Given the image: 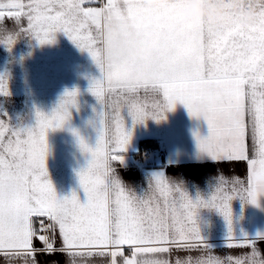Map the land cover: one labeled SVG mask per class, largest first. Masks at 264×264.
Instances as JSON below:
<instances>
[{"label":"snow or ice","instance_id":"6c2138e0","mask_svg":"<svg viewBox=\"0 0 264 264\" xmlns=\"http://www.w3.org/2000/svg\"><path fill=\"white\" fill-rule=\"evenodd\" d=\"M57 33L86 52L100 74L88 87L99 105L90 121L95 146L70 129L85 155L77 172L85 199L75 191L59 197L46 166L48 133L63 129L78 110L77 89L66 90L51 112L36 110L32 126L15 127L6 114L0 116V251L34 262L35 236L43 245L39 251L67 252L66 264H75L72 250L78 248L98 249L110 264H118L117 257L122 264H169L135 259L170 251L160 245L201 252L176 264H264V233L234 237L230 206L238 198L258 207L264 196V10H258L255 27L211 31L182 27L144 8L142 0L0 2V45L6 49L21 36L53 44ZM0 95H8L4 80ZM178 103L207 124V137L194 133L199 152L217 163L247 161L246 183L219 175L207 198L197 193L195 200L163 173L151 174L139 193L122 183L114 165L123 163L132 127L164 119ZM201 208L222 215L227 239H242L237 247L248 251L212 255L197 224ZM46 231L52 238L39 234ZM124 246L132 258L124 257Z\"/></svg>","mask_w":264,"mask_h":264},{"label":"crops","instance_id":"0c3cea01","mask_svg":"<svg viewBox=\"0 0 264 264\" xmlns=\"http://www.w3.org/2000/svg\"><path fill=\"white\" fill-rule=\"evenodd\" d=\"M0 2L7 3V0ZM258 3L259 6L254 9L253 0H142L144 8L167 14L174 23L185 28L205 30L207 15L213 11L211 15L215 16V31L255 27L258 10H264V0H258ZM8 26L11 27L10 22ZM99 75V70L89 55L81 52L63 33H57L55 42L49 45H37L35 41L23 36L11 50L0 45V80L6 82L8 91V95H0V116L6 114L11 125L32 126L36 110L49 113L66 90L79 91L78 110H72L70 121L63 129L48 133L49 155L46 166L57 195L70 196L75 191L82 203L85 198L79 188L77 172L85 166L86 161L70 129H76L90 146H95L97 136L90 121L95 120L94 109L99 110V105L88 92V87L89 80L98 78ZM127 119L130 121V118ZM194 133H199L202 138L207 137V124L203 119L190 117L185 107L179 103L173 111L165 113L164 119H147L144 123L135 125L126 151L122 153L123 163L114 165L118 178L139 193L146 189L151 174L163 173L169 180L181 185L193 200L197 193L207 198L219 175L229 180L238 178L246 183L247 161H213L199 152ZM142 140H154L157 142V149L164 151L162 159L156 160L155 167L145 168L136 164L138 143ZM228 187L230 189L231 184ZM258 203L257 207L243 203L238 198L230 202L234 237L254 239L257 233H264V196L259 198ZM45 222L49 223L46 219ZM197 224L201 236L213 251L212 255L237 256L248 251V248L237 247L245 243L242 239H227L228 226L223 216L214 209H199ZM35 226L39 227L38 224ZM39 234L52 238L51 232ZM60 244L61 237L57 228L54 246L58 248ZM33 245L38 251L34 262L29 260L28 264H66L69 259L67 252L39 251L43 245L35 236ZM228 245L234 247L229 248ZM160 246L168 247L170 251L139 254L135 259H164L169 264H176L178 259L201 255L196 250H177L176 245ZM126 248L129 247L124 246V257L132 258V250ZM72 251L77 253L72 257L75 264H110V256L97 255L98 249L78 248ZM117 261L122 264L121 257H117ZM0 264H24V258L8 256L6 251H0Z\"/></svg>","mask_w":264,"mask_h":264},{"label":"trees","instance_id":"16d2710c","mask_svg":"<svg viewBox=\"0 0 264 264\" xmlns=\"http://www.w3.org/2000/svg\"><path fill=\"white\" fill-rule=\"evenodd\" d=\"M5 104V102H4ZM3 109L5 110V105L3 106ZM158 148L157 142L154 140H142L138 143V148L136 152L137 159L142 158L143 154L151 149ZM160 149V148H159ZM156 161L151 162L149 165L145 166V168L148 167H155ZM160 167V165L158 166ZM129 251L131 250L130 248H126Z\"/></svg>","mask_w":264,"mask_h":264},{"label":"built area","instance_id":"2783aa9c","mask_svg":"<svg viewBox=\"0 0 264 264\" xmlns=\"http://www.w3.org/2000/svg\"><path fill=\"white\" fill-rule=\"evenodd\" d=\"M163 156H164V151L162 149L154 148L145 152L142 158L137 159L136 164L138 166H147L151 162L161 159ZM45 224L47 223L45 222Z\"/></svg>","mask_w":264,"mask_h":264},{"label":"rangeland","instance_id":"374dc122","mask_svg":"<svg viewBox=\"0 0 264 264\" xmlns=\"http://www.w3.org/2000/svg\"><path fill=\"white\" fill-rule=\"evenodd\" d=\"M213 13V11H211L210 15H207V20L205 21V30H211V31H215L216 29V23L214 21L215 16L214 14L211 15Z\"/></svg>","mask_w":264,"mask_h":264},{"label":"clouds","instance_id":"9594fccd","mask_svg":"<svg viewBox=\"0 0 264 264\" xmlns=\"http://www.w3.org/2000/svg\"><path fill=\"white\" fill-rule=\"evenodd\" d=\"M253 4H254V9H255V7H258L259 6L258 0H253Z\"/></svg>","mask_w":264,"mask_h":264}]
</instances>
